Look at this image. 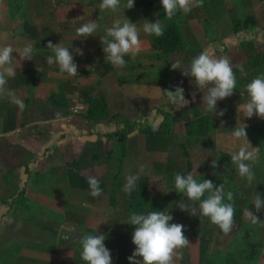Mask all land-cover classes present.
<instances>
[{
  "label": "crops",
  "instance_id": "0c3cea01",
  "mask_svg": "<svg viewBox=\"0 0 264 264\" xmlns=\"http://www.w3.org/2000/svg\"><path fill=\"white\" fill-rule=\"evenodd\" d=\"M148 1L152 6L126 9L127 0H121L111 12L99 9L101 0H0V44L34 49L32 60L12 54L17 68L6 87L21 104L0 98V264H84L78 238L96 231L106 236L112 264H129L135 250L129 215L165 209L173 217L170 223L184 225L191 243L175 264H264V226L245 215L224 234L207 218L180 211L177 202L187 203V198L174 189L178 172H195L198 181L213 182L212 161L225 169L218 153L231 157L238 150L242 141L233 140L230 131L245 124L248 142L260 152L251 184L234 167L240 192L234 205L264 221V209L256 212L252 205L257 194L264 199V119L244 118L238 107L247 99L240 95L244 85L264 74V0H203L202 6L188 14L178 11L171 20L160 0ZM232 17L242 22L237 32ZM118 18L135 24L159 20L163 28L178 25L189 48L228 58L237 79L233 95L218 101L213 114L205 112L203 92L180 71L198 54L158 53L149 46L154 36L142 30L135 59L126 55L125 67L111 66L100 36ZM88 20H97L100 28L93 36L78 37L75 29ZM49 41L70 48L77 76L46 63L52 54L45 47ZM176 61L180 69L173 70ZM176 87L189 101L183 108L172 106L157 89ZM97 99L107 103L106 119H86L85 105L72 114L75 102ZM220 110L223 116L215 114ZM126 123L135 126L122 134ZM166 128L179 136L176 142ZM180 140L186 155L177 145ZM130 174L137 179L125 192ZM93 180L101 190L98 197L90 194ZM252 250L260 253L257 262L234 260L237 251Z\"/></svg>",
  "mask_w": 264,
  "mask_h": 264
},
{
  "label": "clouds",
  "instance_id": "9594fccd",
  "mask_svg": "<svg viewBox=\"0 0 264 264\" xmlns=\"http://www.w3.org/2000/svg\"><path fill=\"white\" fill-rule=\"evenodd\" d=\"M160 4L164 16L171 20L178 11L188 14L194 6H202L203 0H160ZM133 6L134 0H127L124 5L126 9H131ZM98 7L101 11L116 12L121 7V0H101ZM99 28L97 20H88L76 28L75 32L78 37L87 38L93 36ZM141 30L145 35L155 37L164 35V28L159 20L155 22L144 20L142 24H135L125 18L115 19L100 36L105 60L115 68H123L126 64L124 60L126 55L135 59L141 50ZM45 47L52 53L46 59L49 66L56 65L61 74H67L69 77L77 76L78 68L69 47H66L62 41L56 44L49 41ZM33 51L30 44L20 49L7 43L0 44V98H7L11 103L21 104L15 92L6 87L8 78L15 76L17 68L12 54L17 53L20 60H32ZM75 51L78 55H83L81 50ZM171 68L180 69V61L171 64ZM239 70L241 75H245L243 67ZM180 71L182 75L192 78L195 86L203 92L201 107L211 114L214 113L217 102L232 96L236 89V73L232 63L226 57L213 58L206 51H202L190 61L187 68ZM157 89L176 108H183L189 103L182 87H176L175 90H163V92ZM245 94L246 101L238 106L244 118L256 115L264 119V74L254 77L244 85L240 95ZM215 114L223 116L224 110ZM246 127L241 123L230 131V137L233 140L242 141L238 150L231 155V162L236 166L238 176L245 178L251 184L255 179L252 165L258 162L260 148L250 145L246 138ZM212 166H216V161H212ZM136 179L137 177L131 174L126 177L125 192L132 191ZM90 188V194L93 197L100 195L98 182L90 181ZM174 189L182 197L187 198V203L183 200L177 202L176 206L180 211L207 218L224 234L232 232L235 212L232 203L234 196L231 191L227 192L228 202H225L223 184L216 186L211 180L198 181L195 172L188 174L178 172L174 176ZM252 205L256 212H259L264 209V199L257 194ZM245 215L252 224L264 226V221L259 220L249 209H245ZM172 220L173 217L168 209L151 210L146 214L133 212L129 215L127 224L134 226L131 243L135 246V250L128 258L129 264H175V260L181 258V250L191 243L184 234V225L170 223ZM105 239L106 236L97 234V231L95 234L80 235L78 238L80 260L84 264H112L111 253L104 244Z\"/></svg>",
  "mask_w": 264,
  "mask_h": 264
},
{
  "label": "trees",
  "instance_id": "16d2710c",
  "mask_svg": "<svg viewBox=\"0 0 264 264\" xmlns=\"http://www.w3.org/2000/svg\"><path fill=\"white\" fill-rule=\"evenodd\" d=\"M144 6L146 7L152 6V2L148 0H134V6L132 8L144 7ZM232 23H233L234 32H237L240 29L242 22L240 21L239 18L232 17ZM149 46L150 49L158 53H162L164 55L181 52L183 54H186L187 56H195L201 53V50L198 47L189 48V44L183 38L181 29L179 28L178 25L175 24H171L168 27L164 28L163 36L152 37L149 40ZM243 46L245 45L242 43V47ZM84 104L86 107L85 117L88 120H103L109 116L107 103L104 99H97L95 101L86 100ZM134 126L135 124L133 123H126L127 130L123 131L122 134L131 132ZM166 132L170 136L172 141L176 142V139L179 136L168 128H166ZM177 145H179L183 149V153L186 155L184 140H180L179 142H177ZM218 164L224 165L225 169H220L217 166L214 167L217 171V175L213 183L216 186L223 184L224 192H225V202L227 203L228 201L226 199V194L229 191L233 193L234 199L236 197H240V192L236 188L232 176L235 165L231 162V157L225 153H218ZM234 199L232 201L233 205H234ZM234 209H235L234 224H240L245 219V212L241 209L236 208L235 205H234ZM233 257L234 260L236 257H239V259H241L242 261H249L255 263L259 260L260 253L255 250L237 251L233 255Z\"/></svg>",
  "mask_w": 264,
  "mask_h": 264
},
{
  "label": "built area",
  "instance_id": "2783aa9c",
  "mask_svg": "<svg viewBox=\"0 0 264 264\" xmlns=\"http://www.w3.org/2000/svg\"><path fill=\"white\" fill-rule=\"evenodd\" d=\"M84 105L85 104H82L80 102H75L74 107L71 109L72 114H78L82 109H84Z\"/></svg>",
  "mask_w": 264,
  "mask_h": 264
},
{
  "label": "rangeland",
  "instance_id": "374dc122",
  "mask_svg": "<svg viewBox=\"0 0 264 264\" xmlns=\"http://www.w3.org/2000/svg\"><path fill=\"white\" fill-rule=\"evenodd\" d=\"M210 168H211L210 170L212 171V176H214V179H212L213 182H214V181H215V178H216L215 175H217V171L215 170L216 172H214V169H215L214 167H210ZM209 175H210V174H209ZM209 175H208V177H209Z\"/></svg>",
  "mask_w": 264,
  "mask_h": 264
}]
</instances>
